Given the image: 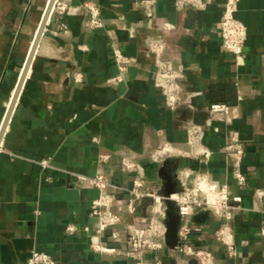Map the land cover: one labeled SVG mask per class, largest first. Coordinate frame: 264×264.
<instances>
[{
  "label": "crops",
  "instance_id": "obj_1",
  "mask_svg": "<svg viewBox=\"0 0 264 264\" xmlns=\"http://www.w3.org/2000/svg\"><path fill=\"white\" fill-rule=\"evenodd\" d=\"M154 1L151 20L143 0H60L53 10L0 145V264H28L34 249L59 264H134L126 255L127 225L151 216L153 200L144 199L136 215L122 214L114 226L122 241L113 239L114 227L102 233V241L121 253L96 252L86 227L98 222L91 205L99 191L71 173L103 172L129 185L134 174L122 166L127 155L144 165L151 186L163 189V163L150 155L166 142L183 153L166 158L177 164L181 189L185 167L210 171L219 188L227 187L230 202L240 205L230 221L236 255L217 238L225 220L210 209L195 212L201 231L192 234L193 242L212 250L222 264H264V195H255L264 191V0L238 3L236 16L247 31L238 63L219 35L226 0H203L201 7ZM48 2L0 0V127ZM88 3L100 9L103 27L91 25ZM164 22L174 29L166 31ZM160 40L161 57L183 69V101L175 109L154 84L155 56L146 55L149 42ZM114 43L138 58L116 84L109 82L119 73ZM217 102L228 104L229 113L208 126L210 106ZM192 124L205 127L203 143L213 152L207 163L191 156ZM233 131L245 145L243 186L225 152ZM102 156L108 160L101 162ZM124 201L117 195L113 209ZM160 257L163 264H193L176 249H164Z\"/></svg>",
  "mask_w": 264,
  "mask_h": 264
},
{
  "label": "built area",
  "instance_id": "obj_2",
  "mask_svg": "<svg viewBox=\"0 0 264 264\" xmlns=\"http://www.w3.org/2000/svg\"><path fill=\"white\" fill-rule=\"evenodd\" d=\"M240 0H226L223 15L219 23V35L222 41L223 49L230 52L239 62L243 53L244 46L247 39V31L245 25L237 18L236 12ZM145 6L146 16L151 20L155 17V1L143 0ZM178 5L192 4L197 6H204L203 0H179ZM61 2L57 0L54 9L60 7ZM90 10V23L93 27H103L104 20L101 17L100 9L95 4H86ZM53 9V10H54ZM163 28L166 31L174 29V25L170 22H164ZM165 50V43L160 41H150L146 48V55L155 56V70H154V84L160 89L165 98L166 105L175 109L183 101L182 85L180 83L183 77V69L177 66L171 60H166L161 57ZM113 55L118 66L119 73L109 79L110 83H119L124 81L125 73L128 68L137 63L138 58L125 54L120 46L113 44ZM230 106L226 103H213L210 106V118L207 125L211 126L213 119H224L229 113ZM214 129H218L217 126ZM189 142L192 144L191 156L200 159L207 163L211 156L212 150L206 147L203 143L205 134V127L200 124H192L188 129ZM225 152L232 164V174L237 183L241 186L247 182V175L243 170V160L245 156L244 140L240 137L239 132L233 131L229 136V140L225 145ZM182 150L166 142L160 147L155 148L151 152V158L157 163L161 164L170 156L182 155ZM108 156H102L100 161L105 162ZM44 165H48L46 161ZM123 168L133 173L132 182L129 185L117 183L112 174L98 173L93 177L82 174H73L77 180L87 187L95 188L99 191L98 196L93 200L91 205L92 214L98 217L97 224L90 229L86 227L87 231H92L91 245L94 251L100 253H121L122 251L116 247L105 244L102 239V233L114 226L118 225L123 220V213L129 215H136L139 211L140 205L144 199L150 198L154 202L153 212L151 216H143L138 222L128 223L126 242L129 246L126 255L133 261L134 264H163L160 257V252L167 249L166 245V204L165 196L162 189L151 186L148 179L144 165L130 156H123ZM185 170H192L190 167H185ZM113 172V171H112ZM202 172V171H195ZM179 192L172 195L175 201L178 212L181 216V225L179 228V244L177 251L185 255L193 264H222L217 256L205 246H197L193 242L192 234L201 231V226L193 221V215L198 209H210L217 216L224 219L225 222L216 230L217 238L226 246L228 253L231 256L236 255L237 249L234 237L230 227V221L234 216V211L240 208L239 204H232L230 202L227 187L218 188L216 199L214 203L205 202L199 207H196L194 212H185L181 196L185 191L187 185L183 184ZM117 195L125 197L124 203L118 205L117 210L113 209L114 202ZM257 197H262L264 191L260 189L255 190ZM233 201L239 203L240 196L233 198ZM68 230L73 231L74 227H68ZM112 237L115 241H122V237L115 227L111 230ZM262 239H264V222L260 229ZM28 264H59V261L50 254L34 249L28 259ZM115 264V263H109Z\"/></svg>",
  "mask_w": 264,
  "mask_h": 264
},
{
  "label": "water",
  "instance_id": "obj_3",
  "mask_svg": "<svg viewBox=\"0 0 264 264\" xmlns=\"http://www.w3.org/2000/svg\"><path fill=\"white\" fill-rule=\"evenodd\" d=\"M56 1L57 0H49L45 12L43 14L41 23L34 38L29 55L26 59L21 76L15 88L14 94L11 98L10 105L8 106L4 120L0 127V145L8 128V124L10 122L12 113L15 109V106L21 94L24 82L28 75L32 61L36 55V51L43 36L46 25L53 12ZM172 163H175L173 159H166L163 162V165L160 168V176L164 180L162 193L165 196V204H166V219H165V223L167 226V231L165 235L166 245L170 249H176L179 244V228L181 225V216L178 212V208L175 201L172 199V195L179 192L181 188L179 187V181L176 174L177 164H175L174 167H172L171 165ZM192 219L194 222H196L194 220V215Z\"/></svg>",
  "mask_w": 264,
  "mask_h": 264
},
{
  "label": "clouds",
  "instance_id": "obj_4",
  "mask_svg": "<svg viewBox=\"0 0 264 264\" xmlns=\"http://www.w3.org/2000/svg\"><path fill=\"white\" fill-rule=\"evenodd\" d=\"M180 179L183 184L187 185L181 196L185 212H194L196 207L205 202H215L219 181L213 177L210 171L185 170Z\"/></svg>",
  "mask_w": 264,
  "mask_h": 264
},
{
  "label": "bare ground",
  "instance_id": "obj_5",
  "mask_svg": "<svg viewBox=\"0 0 264 264\" xmlns=\"http://www.w3.org/2000/svg\"><path fill=\"white\" fill-rule=\"evenodd\" d=\"M10 105V104H9Z\"/></svg>",
  "mask_w": 264,
  "mask_h": 264
}]
</instances>
